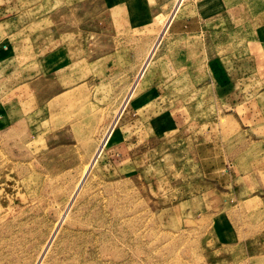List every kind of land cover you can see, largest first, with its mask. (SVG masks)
Masks as SVG:
<instances>
[{"label": "rangeland", "instance_id": "374dc122", "mask_svg": "<svg viewBox=\"0 0 264 264\" xmlns=\"http://www.w3.org/2000/svg\"><path fill=\"white\" fill-rule=\"evenodd\" d=\"M0 264H264V0H0Z\"/></svg>", "mask_w": 264, "mask_h": 264}, {"label": "crops", "instance_id": "0c3cea01", "mask_svg": "<svg viewBox=\"0 0 264 264\" xmlns=\"http://www.w3.org/2000/svg\"><path fill=\"white\" fill-rule=\"evenodd\" d=\"M176 27H179V26H176Z\"/></svg>", "mask_w": 264, "mask_h": 264}]
</instances>
